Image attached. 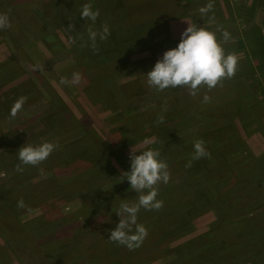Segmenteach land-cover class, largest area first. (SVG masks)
<instances>
[{"label": "rangeland", "instance_id": "374dc122", "mask_svg": "<svg viewBox=\"0 0 264 264\" xmlns=\"http://www.w3.org/2000/svg\"><path fill=\"white\" fill-rule=\"evenodd\" d=\"M50 1L0 0L12 25L0 30V264H264V0H195L192 11L165 24L176 43L135 49L120 43L117 56L95 64L71 52L62 23L73 19L57 15ZM86 1L80 4L95 3ZM121 9L122 1L114 3L108 17ZM96 21L85 28L100 26ZM189 24L213 32L225 54L236 57L235 75L196 96L182 87L158 92L145 74L178 46ZM121 30L127 38L130 28ZM77 72L80 82L71 83ZM20 97L26 100L13 118ZM196 139L210 158L192 160ZM43 142L57 145L48 159L16 171L18 150ZM133 146L159 152L171 178L157 185L163 207L140 209L137 222L148 236L129 250L108 238L120 222V204L138 199L122 176ZM248 181L244 199L235 192ZM21 199L24 208L17 206ZM208 200L210 206L198 208ZM181 209L189 226L154 235ZM228 211L246 217V237L221 255L220 238L228 241L242 220L216 223L221 232L212 241L196 238Z\"/></svg>", "mask_w": 264, "mask_h": 264}, {"label": "clouds", "instance_id": "9594fccd", "mask_svg": "<svg viewBox=\"0 0 264 264\" xmlns=\"http://www.w3.org/2000/svg\"><path fill=\"white\" fill-rule=\"evenodd\" d=\"M209 8L211 5L208 6ZM99 10H93L90 4H84L80 16L93 23L97 20ZM9 16L0 13V30L11 28ZM110 29L104 24L102 31H94L88 28V38L94 51H98L96 41L107 40L110 36ZM225 40L228 33L224 34ZM88 46L85 42L83 45ZM237 59L233 55H226L216 35L203 27L197 28L189 26L181 34V41L176 48L164 52L162 58L158 60L154 68L146 73L147 85L158 92H163L168 88H186L190 95L196 96L201 87H206L209 91L220 84L224 79L232 78L235 75ZM81 75L73 73L71 83H79ZM61 83L67 84L66 78H61ZM204 102H208L210 97L204 96ZM25 97H20L12 106L10 116L15 117L22 109ZM167 110L166 107L164 109ZM163 122V116L159 117ZM57 145L51 142H43L39 145H24L17 153L19 163L16 171L22 172L21 165L38 166L48 159ZM139 152L140 154H137ZM159 152L154 150L137 151L133 146L130 151V170L124 172L122 176L130 182L131 190L139 193L137 202L129 204L122 202L116 212L120 217L118 225L110 231L109 240L118 245L125 246L129 250H135L142 246L148 236V230L143 224L137 222L138 213L141 208L145 210H159L163 207V201L157 200L160 183L167 184L171 178L166 162L159 159ZM210 158L211 154L204 146V141L196 139L193 141L192 160ZM191 160L186 165L191 167ZM19 208H24L23 199L17 203ZM134 226V231H133Z\"/></svg>", "mask_w": 264, "mask_h": 264}, {"label": "trees", "instance_id": "16d2710c", "mask_svg": "<svg viewBox=\"0 0 264 264\" xmlns=\"http://www.w3.org/2000/svg\"><path fill=\"white\" fill-rule=\"evenodd\" d=\"M80 1L84 0H51L50 3L55 6H58L55 7L56 11L54 10L57 15L63 14L62 16L65 17V14H68L67 16L73 19V23L71 25L70 22L67 24L62 23L65 28L69 30V35L72 41L70 48L71 52H74V55L76 54L78 57L81 56L84 58V60H88V62L95 64V62H103L108 60L107 57L109 55L111 57L117 56L116 53L120 51V43L122 45L124 44V42H128L127 45H130V43H132L131 46L133 45L134 49L135 47H140V45L143 46L144 44L147 47L150 44L154 43V45H156L165 41L176 43V40H170L165 24H167V21L172 17H183V15L192 11L194 8H191L190 3H193L195 0H110L107 6L102 5L103 0H93L95 2L92 5L93 10H99L100 13L96 21V24L99 23L100 26L92 29L98 32L102 31V27L104 24H107L109 26L110 32L118 28V31L110 34L111 37H115L116 39H112L109 36L107 40L101 41L99 37L97 38L96 45L98 51H94L91 47V42L88 38V29L85 28L86 20L80 16L82 9ZM119 1H122L121 12L114 13L110 17H108V9H112L113 4ZM86 2H88V0ZM59 9L61 10V12H59ZM122 25H126L130 28V33L127 38H125V36L122 37V35H120L122 31ZM163 26L165 27V30L163 29ZM81 27L84 29H82ZM249 32H251V29L248 30V33ZM85 42L88 43L87 47L83 46ZM250 187L251 182L248 181L245 184L241 185L239 188H237L235 193L240 192L244 199H246V197L249 196ZM191 204H193V202ZM209 204L210 202L208 200L201 201L197 205L198 208H204L206 206H210ZM222 205V201L219 200V202L216 203L215 207L216 209L221 208ZM177 212V216H173L174 218H170L167 224H164L162 226L158 225V231H156L154 235H159L160 237L163 234L166 236L175 234L189 226L190 218H188L185 209H181ZM230 214L231 213L229 211L226 213L218 214L214 222L210 225V229L200 234L196 239H199L201 241H207V239L209 238L211 239L209 241H212V238H214L215 236H217L218 233L221 232L220 230L217 233L216 229L221 226H218L216 223H226V221H230L231 223H233L239 222L240 220H242L241 218H246L242 217L241 215H238L237 217L233 216L231 218ZM252 220H254V217ZM242 222L243 220L240 223V229L234 230L232 235L227 237L228 241H224L222 237L220 238V245L217 249L218 254L219 252H222L220 254L224 255L230 251H235L236 248H238V244H236L235 241L241 240L242 238L246 237L245 234L247 227ZM176 223H178L179 225H177ZM151 233L152 230H150V235ZM214 241H219V238H215ZM187 244H189V242L185 244L183 243V245L178 246V248L180 249L182 246H185ZM210 247L211 246H209L208 248ZM222 264L229 263L224 262Z\"/></svg>", "mask_w": 264, "mask_h": 264}]
</instances>
